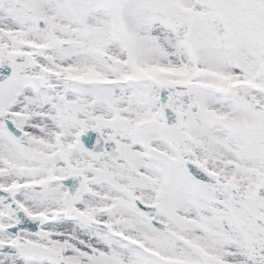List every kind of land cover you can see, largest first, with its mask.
<instances>
[{
    "label": "snow or ice",
    "instance_id": "6c2138e0",
    "mask_svg": "<svg viewBox=\"0 0 264 264\" xmlns=\"http://www.w3.org/2000/svg\"><path fill=\"white\" fill-rule=\"evenodd\" d=\"M0 264H264V0H0Z\"/></svg>",
    "mask_w": 264,
    "mask_h": 264
}]
</instances>
